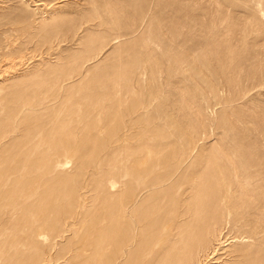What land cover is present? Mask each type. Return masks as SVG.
Instances as JSON below:
<instances>
[{
    "label": "rangeland",
    "instance_id": "374dc122",
    "mask_svg": "<svg viewBox=\"0 0 264 264\" xmlns=\"http://www.w3.org/2000/svg\"><path fill=\"white\" fill-rule=\"evenodd\" d=\"M210 209L264 264V0H0V264H178Z\"/></svg>",
    "mask_w": 264,
    "mask_h": 264
},
{
    "label": "bare ground",
    "instance_id": "6f19581e",
    "mask_svg": "<svg viewBox=\"0 0 264 264\" xmlns=\"http://www.w3.org/2000/svg\"><path fill=\"white\" fill-rule=\"evenodd\" d=\"M213 202H216L215 197L212 198V202L210 203ZM205 209L207 210V208ZM178 213L181 215V218H185L187 216L191 217L192 215V213L188 211L186 207L181 208ZM218 214L219 213H217L216 209L208 210L206 213L207 221L200 225L201 229H203L202 233L194 235V237L189 240L187 246H183L182 253H180L179 257L175 254H172L173 257H177L178 264H221L222 262L225 264L229 262L231 264H239L240 262L246 264L249 261V258L245 259L238 253L234 254V256L231 254L228 255V253H221V251L229 246V249H234L235 243L232 242L227 244L228 241H224L225 237H227V234L224 232L227 230V227L231 225V223L227 222L223 226L222 222L217 219ZM244 247L245 246L241 244V247L239 248L243 249ZM225 255L226 257L224 259L223 256Z\"/></svg>",
    "mask_w": 264,
    "mask_h": 264
}]
</instances>
